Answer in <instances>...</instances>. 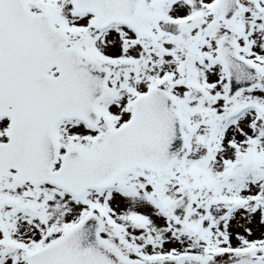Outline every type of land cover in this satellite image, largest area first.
<instances>
[{
	"label": "snow or ice",
	"instance_id": "1",
	"mask_svg": "<svg viewBox=\"0 0 264 264\" xmlns=\"http://www.w3.org/2000/svg\"><path fill=\"white\" fill-rule=\"evenodd\" d=\"M0 264H264V0H0Z\"/></svg>",
	"mask_w": 264,
	"mask_h": 264
}]
</instances>
